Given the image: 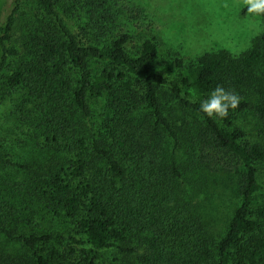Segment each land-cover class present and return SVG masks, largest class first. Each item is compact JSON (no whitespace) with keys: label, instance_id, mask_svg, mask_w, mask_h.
Segmentation results:
<instances>
[{"label":"trees","instance_id":"16d2710c","mask_svg":"<svg viewBox=\"0 0 264 264\" xmlns=\"http://www.w3.org/2000/svg\"><path fill=\"white\" fill-rule=\"evenodd\" d=\"M24 1L12 0L0 20V75L15 59L8 86L38 93L49 84L40 88L48 95L63 88L69 92L68 98L65 93L53 98L54 122L45 131L46 142L64 137L63 149L48 152L28 181L51 207L61 206L74 218L70 239L114 247L133 258L129 264H264V205L252 206L261 187L257 163L264 162V142L246 141L245 130L234 124L237 114L251 109L264 125V14L263 30L248 50L238 56L211 51L187 64L177 58V77L169 80L150 66L157 53L153 38L144 40L136 54L126 48L127 32L100 39L115 20L109 9L99 11L108 0H34L39 26L26 35L21 51L14 29ZM76 11L86 13L74 30L66 13ZM95 62L104 63L99 73L93 71ZM70 71L76 75L75 87L61 80ZM127 72L135 79L127 78ZM114 82L128 92L126 108L118 107ZM218 85L236 91L241 102L226 117L209 118L199 111L200 101ZM103 94L115 98L118 109L88 136L87 122H77L76 111L69 113L67 107L88 118L89 95ZM163 96L171 102L169 111ZM136 109L146 111L142 119H130ZM195 115L201 122L193 128L190 117ZM166 138L173 141V153L165 149ZM181 144L189 148L185 165L174 157ZM11 164L30 168L20 161ZM205 169L236 176L240 197L214 249L193 200ZM10 227L0 226V232L22 242L31 255L0 259V264H52L53 257L40 253V247L57 235L16 233ZM90 253L86 257L93 263L96 256Z\"/></svg>","mask_w":264,"mask_h":264},{"label":"rangeland","instance_id":"374dc122","mask_svg":"<svg viewBox=\"0 0 264 264\" xmlns=\"http://www.w3.org/2000/svg\"><path fill=\"white\" fill-rule=\"evenodd\" d=\"M242 4L243 0H108L99 11L109 9L115 20L108 24L107 35L100 39L108 41L120 32H127L130 38L126 48L131 54H136L144 40L153 38L157 53L150 60V66L172 80L178 73L175 65L177 58L187 64L197 61L207 52L227 50L238 56L251 47L253 38L263 30V20L261 15L249 14L246 5L238 7ZM10 5L12 0H0V20ZM97 12L93 10L94 15ZM84 13L86 11L81 14L76 11L74 16L66 13L74 30L77 29L75 23L79 17L84 19ZM40 17L36 2L24 1L14 29V43L21 51H25L23 43L26 35L39 26ZM14 65L15 59H12L0 75V226L9 225L16 233L49 232L57 235L40 247V253L53 257L52 264H129L133 258L114 247L97 248L91 244L73 242L70 235H74V218L61 206L51 207L47 199L32 191L28 181L30 175L38 169V164L43 162L48 152L62 150L65 142L62 136L54 138L53 142L45 140V131H50L54 122L53 98L61 93H65L66 98L70 96L65 88L57 89L54 96L40 89L49 84L38 88V93H32L33 90L29 92L23 85L8 86L6 78ZM103 66L101 62L92 64L95 73H99ZM68 74L61 80L75 87L76 75L71 71ZM127 78L134 80L135 76L127 72ZM113 88L119 98L118 107L126 108L127 90L121 82H114ZM114 99L108 94L89 95L91 116L88 118L75 107H67V111H76L79 116L77 122L81 119L87 122V135L90 136L96 127L108 122L118 109L113 104ZM163 103L169 111L171 102L164 96ZM145 112L144 109H136L129 113V117L142 119ZM190 119L193 128L201 122L197 115ZM234 124L245 130L246 141L264 142V125L253 110L237 114ZM164 145L168 153L174 152L171 138H166ZM187 149L184 144L176 149L174 157L180 164L185 165L190 161ZM64 155L70 156V152L66 151ZM11 161L27 163L30 168H18ZM257 168L261 187L253 198V207L264 205V162L257 163ZM201 176L202 185L193 195V200L204 223L206 238L214 249L225 233L240 197L234 179L236 176L208 169ZM88 250L96 256L93 263L86 257ZM22 254L31 255L22 242L11 240L0 232V259ZM28 264H32V260Z\"/></svg>","mask_w":264,"mask_h":264},{"label":"clouds","instance_id":"9594fccd","mask_svg":"<svg viewBox=\"0 0 264 264\" xmlns=\"http://www.w3.org/2000/svg\"><path fill=\"white\" fill-rule=\"evenodd\" d=\"M247 6V12L251 15L260 16L264 14V0H243L242 5ZM241 102L240 95L234 90L217 86L207 97L200 101L199 111L209 118H224L229 114V110H234Z\"/></svg>","mask_w":264,"mask_h":264}]
</instances>
